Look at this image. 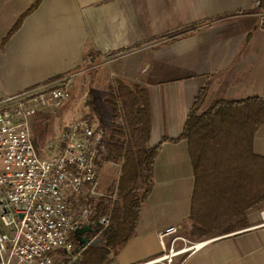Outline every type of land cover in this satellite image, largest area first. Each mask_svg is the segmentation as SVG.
I'll list each match as a JSON object with an SVG mask.
<instances>
[{"label":"crops","instance_id":"obj_1","mask_svg":"<svg viewBox=\"0 0 264 264\" xmlns=\"http://www.w3.org/2000/svg\"><path fill=\"white\" fill-rule=\"evenodd\" d=\"M1 1L0 14L11 3L5 11L8 24L0 21L3 32L24 11L21 0ZM252 8L253 0H42L3 48L8 31L0 36V97L77 76L92 52L103 66V53L110 50L117 79L148 91L151 144L174 140L205 84L206 107L264 99V31ZM253 151L264 157V124L254 136ZM153 182L134 235L112 264H167L161 258L175 236L188 245L207 243L170 264H264V227H257L261 208L224 233L190 238L193 173L185 141L161 146ZM169 227L178 233L162 246L158 234ZM174 246L184 244L178 240Z\"/></svg>","mask_w":264,"mask_h":264},{"label":"trees","instance_id":"obj_2","mask_svg":"<svg viewBox=\"0 0 264 264\" xmlns=\"http://www.w3.org/2000/svg\"><path fill=\"white\" fill-rule=\"evenodd\" d=\"M41 1L34 0L19 15L2 40L1 48ZM251 11L261 17L264 31V0H253ZM90 60L92 67L82 76L88 79L89 87L85 103L89 113L84 117L95 120L105 130L108 143L103 159L119 165L120 175L114 200L110 199V205L102 207L103 215H109L105 234L100 235L101 241L95 246L80 248L72 264H112L119 250L134 235L141 208L153 189L155 160L167 141H185L187 145L193 173L188 216L192 240L224 233L233 222H242L252 210L264 208V157L253 151L254 136L264 124V99L216 101L206 107L205 84L193 102L181 135L152 145L147 89L121 79L107 86L103 66L94 58ZM95 89L102 101L98 100L99 104L94 99ZM71 94L70 89V99ZM41 133L40 129L36 134L43 139ZM72 242L77 248L74 236Z\"/></svg>","mask_w":264,"mask_h":264},{"label":"built area","instance_id":"obj_3","mask_svg":"<svg viewBox=\"0 0 264 264\" xmlns=\"http://www.w3.org/2000/svg\"><path fill=\"white\" fill-rule=\"evenodd\" d=\"M74 77L0 98V264H55L59 253L64 254L62 263L72 264L78 257L75 231L98 225L102 232L108 226L102 207L116 193L102 194L97 173L98 159L107 153L105 130L84 117L55 125L56 135L45 144L34 131L39 119L41 135H46L49 120L55 122L70 99ZM259 216L257 227H264V208ZM177 233L176 227L160 232L161 245ZM178 240L184 246L175 249ZM187 243L175 236L161 260L170 264L207 241Z\"/></svg>","mask_w":264,"mask_h":264},{"label":"rangeland","instance_id":"obj_4","mask_svg":"<svg viewBox=\"0 0 264 264\" xmlns=\"http://www.w3.org/2000/svg\"><path fill=\"white\" fill-rule=\"evenodd\" d=\"M32 1L33 0H29V2L27 3L26 0H21L19 4L20 7H22L21 10L25 11L30 6ZM1 2H5V1L3 0ZM10 8H11V3L5 4L2 7V9L5 11H9ZM5 11L0 14V21H4V24L6 25V23L8 24V21L4 20L6 16ZM9 26L7 28H3V32H0V36H3V37L5 36L6 32L9 29ZM103 55H104V59H103L104 65L102 67V74H103L104 84L108 86V85H112L113 81L117 79L116 77L117 69H115L116 65H114V63H111L113 62L112 59L114 58L115 55H114V52L110 50H105ZM91 57L97 60L96 52L95 53L92 52L89 55V57L85 60L84 65L82 66V69L79 72L82 74L78 75L77 77L75 76L73 80L71 81L70 83L71 84L70 89L72 92L71 99H69V101L65 105V108L63 109V111L58 116L55 122H52L51 120H49L48 130H47L46 135L43 138L44 144L46 143L47 140H49L51 137L56 135V132L53 128L55 125L56 126L67 125L71 122L76 121L77 119H81V118L83 119L85 115H88L89 108L85 107V103L87 102L88 96H89L88 79L82 76H83V73L87 72L92 67V63L89 61ZM97 92H98V89H95L94 94H96V98L94 99L96 103H98L99 96H100V95L98 96L99 93ZM81 111L82 113H80ZM39 128H40V122L38 119L34 125V131L37 133V131L40 130ZM98 164H99V169L97 173H98L99 190L105 196L106 195L112 196L113 194L116 193L117 181L120 175V166L108 163L101 157L98 159ZM260 211H259V214H260ZM58 257L59 259L55 264H62V259L60 258L64 259V254L59 253Z\"/></svg>","mask_w":264,"mask_h":264},{"label":"water","instance_id":"obj_5","mask_svg":"<svg viewBox=\"0 0 264 264\" xmlns=\"http://www.w3.org/2000/svg\"><path fill=\"white\" fill-rule=\"evenodd\" d=\"M104 234L105 231L103 230L100 232L98 225H88L76 230L74 233V237L77 240V248L75 249V253L78 254L80 248L84 249L89 246H95L101 241L100 235L102 236Z\"/></svg>","mask_w":264,"mask_h":264},{"label":"clouds","instance_id":"obj_6","mask_svg":"<svg viewBox=\"0 0 264 264\" xmlns=\"http://www.w3.org/2000/svg\"><path fill=\"white\" fill-rule=\"evenodd\" d=\"M74 236V235H73ZM74 252H75V250H74ZM74 254H76V253H74Z\"/></svg>","mask_w":264,"mask_h":264},{"label":"flooded vegetation","instance_id":"obj_7","mask_svg":"<svg viewBox=\"0 0 264 264\" xmlns=\"http://www.w3.org/2000/svg\"><path fill=\"white\" fill-rule=\"evenodd\" d=\"M97 229V228H96Z\"/></svg>","mask_w":264,"mask_h":264}]
</instances>
